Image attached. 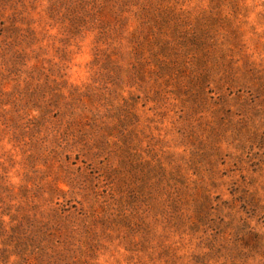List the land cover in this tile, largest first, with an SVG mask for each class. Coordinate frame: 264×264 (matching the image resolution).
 Returning a JSON list of instances; mask_svg holds the SVG:
<instances>
[{
  "label": "rangeland",
  "instance_id": "obj_1",
  "mask_svg": "<svg viewBox=\"0 0 264 264\" xmlns=\"http://www.w3.org/2000/svg\"><path fill=\"white\" fill-rule=\"evenodd\" d=\"M166 8L213 20L208 79L156 73ZM24 217L70 264H264V0H0V222Z\"/></svg>",
  "mask_w": 264,
  "mask_h": 264
},
{
  "label": "trees",
  "instance_id": "obj_2",
  "mask_svg": "<svg viewBox=\"0 0 264 264\" xmlns=\"http://www.w3.org/2000/svg\"><path fill=\"white\" fill-rule=\"evenodd\" d=\"M155 15L151 28L157 31V37H159V32L161 33L163 28H166L163 35H160L161 43L152 41L156 46L161 45L153 55L156 59V73L165 74L167 71H174L177 74H182L189 72L193 77L200 76L203 77V80L208 79L210 77L209 71L215 66V62L220 59L216 54L217 50L210 49L207 43L208 37L211 36V28L208 24L212 19L205 14L192 18V14L187 12H184L186 18L181 19V15L175 14L170 9L167 11V8L164 11L156 12ZM173 41H175V44H172ZM139 45L142 44L139 43ZM180 45L187 46L191 51H188L190 52L188 56H184L185 61L181 62V59L171 58L172 55L179 52ZM216 69H219V67ZM227 78L229 79V76L225 77V79ZM44 226L45 231H43L41 237L31 234L26 240V217L19 221L17 225L10 227H7L1 221L0 264L8 261L12 255L18 256L22 259L21 261L26 260V264H56V261L70 264L69 261L62 260V257L67 258H65L64 252L61 253V250H59V245L55 248L53 242L55 240L54 232L48 225L45 224ZM30 233L32 232L30 231ZM59 238H61V235ZM59 242L62 244V241ZM63 243L65 244V241ZM50 244L52 248H49ZM33 254L37 256L39 262L33 263L31 261L30 256H33Z\"/></svg>",
  "mask_w": 264,
  "mask_h": 264
}]
</instances>
